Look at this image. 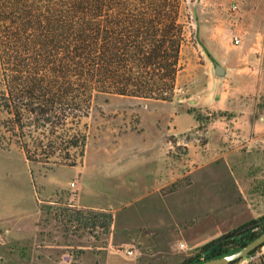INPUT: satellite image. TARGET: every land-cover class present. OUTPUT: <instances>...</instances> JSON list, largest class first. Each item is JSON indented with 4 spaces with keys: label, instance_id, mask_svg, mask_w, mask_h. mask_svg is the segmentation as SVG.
<instances>
[{
    "label": "rangeland",
    "instance_id": "374dc122",
    "mask_svg": "<svg viewBox=\"0 0 264 264\" xmlns=\"http://www.w3.org/2000/svg\"><path fill=\"white\" fill-rule=\"evenodd\" d=\"M235 3L239 4L238 0L183 1L181 19L185 23L187 36L181 52L183 68L188 63L193 69L200 63L207 62L213 66V62H218L229 73L233 64L242 61L243 47H233L235 37L241 39L234 31L241 17L240 7L233 10ZM182 95L184 99L183 92ZM193 100L185 99L182 106L179 105V110L196 109L207 120L201 121L196 127H190L184 133L167 135L166 138L173 145L170 154L175 160L176 175H182L168 190L174 191L176 195H182L184 191L186 197L191 192L195 196L199 193L200 196L203 193L205 195L203 189L193 187L198 179L188 171L195 169L196 164L191 163L198 162L191 161L202 153L219 157L228 152L229 157L222 156L211 166L223 170L228 167L235 172L237 187H232L231 191L233 195L238 191L236 196L239 203L237 206L233 203L231 207L223 208L221 218L219 210L206 207V203H198V208L191 197L189 205L182 207L181 203L175 204L176 211L183 212L182 221L175 220V223H181L172 227L159 223V205L163 203L153 191L147 192L135 180L136 184L122 185L124 176L135 177L143 160L148 162L144 164H148L145 169H153V153H145L144 150L153 148V143L157 144L154 141L160 138L161 132L155 126V118L164 111L163 108L165 111L172 108L174 104L170 101L96 93L91 112L82 119L80 125L81 130L88 135L82 163L75 166L56 165L53 168L26 160L24 152L12 140L11 133L2 126V121L8 119L10 114L0 110V141L13 142L9 148L3 147L0 142V182L14 183L20 207L16 219L28 218L36 209L38 200H41L42 210L36 237L18 242L9 240L6 244L0 242V264H108L110 261V264H117L126 249L134 251L130 264H181L195 255L201 245L252 220V211L253 219L264 217V138L258 136L264 134V121L261 119L264 118V90L259 98V112L248 118L252 127L249 128L248 123L242 127V121L238 127L228 122L225 128L214 126L218 129L214 137L210 134V123L218 121L220 114L224 113L227 120L234 114L220 110L209 114ZM249 101L252 105L253 101ZM142 118L145 132H135L140 129ZM184 119L182 126H191V119ZM69 127L70 132H75V126ZM209 141L210 148L206 145ZM186 143L190 144L193 157ZM79 175L87 182L83 197L86 202L115 208L113 213L116 224L114 227L113 222L109 232L101 227H88L85 219L80 221L70 216L78 209L84 210V215L89 216V207L75 206L72 200L78 190L71 187V183L78 184L79 188ZM70 187L72 190L65 189ZM141 212L145 216H141ZM127 219L131 222L128 227L130 233L126 232L130 235L129 244L114 245L110 241V233L112 229L117 231L115 241L127 238L126 233L121 234L127 228ZM134 222L136 225L150 224L157 232L147 227L137 228L132 224ZM254 225L256 227L252 231H260L264 228V219ZM180 243H185L186 248L181 249ZM67 254L70 255L68 260L65 259ZM237 264H264V246L254 256Z\"/></svg>",
    "mask_w": 264,
    "mask_h": 264
},
{
    "label": "trees",
    "instance_id": "16d2710c",
    "mask_svg": "<svg viewBox=\"0 0 264 264\" xmlns=\"http://www.w3.org/2000/svg\"><path fill=\"white\" fill-rule=\"evenodd\" d=\"M183 1L0 0V110L10 114L2 126L27 161L47 168L81 164L88 135L80 125L96 93L172 101L187 40ZM187 113L207 120L196 109ZM0 142L6 148L13 143ZM88 210L89 216L82 209L70 216L109 232L113 211ZM263 219L208 241L181 264L242 249L264 233L252 231Z\"/></svg>",
    "mask_w": 264,
    "mask_h": 264
},
{
    "label": "crops",
    "instance_id": "0c3cea01",
    "mask_svg": "<svg viewBox=\"0 0 264 264\" xmlns=\"http://www.w3.org/2000/svg\"><path fill=\"white\" fill-rule=\"evenodd\" d=\"M238 2L241 17L237 21L234 31L241 37L242 44L239 46L233 44V47L238 49L243 47L242 61H239L237 65L233 64L231 71L228 73L227 69L224 76L216 75L214 62L213 66L206 62L198 64L193 69H191L190 64L188 63V65L181 70L183 74L182 77L181 71L178 74L174 95L175 99L170 101V103L174 105L169 110L166 109L168 111H165L163 108L164 111H161L159 115H156L155 126H157L161 132L160 138L157 141H154L157 144L153 143V148L150 147V149L144 150L145 153H148V151L151 154L153 153V169H145L148 164H144L148 162H144L143 160L140 163V170L135 172V177H130V175L124 176L125 179L122 183L124 187L133 183L136 184V182H134L135 180L138 181V184L141 187H145L147 192L153 191V194L158 196V200L163 203H160L159 205V210L161 209L159 223L162 225L172 227L181 223H175V220L182 221L183 213L182 211L179 212V210L176 211V203H181L182 207H184L185 205H189L191 200H194L193 204L195 203L198 208V203H206V207L219 210L221 212V218L223 208L231 207L233 203L237 206L239 203L237 201L238 197L236 196L238 191H236L235 195H233V192L231 191L232 187H237L235 185V182H237L235 179V172L228 167L226 170H223L211 166L218 158L220 159L222 156L229 157L228 152L223 153L222 156L219 157H212V155L209 156L208 153H202L197 159L193 158L194 161H191L198 162L191 163L196 164L195 169L192 168L188 171L189 174H195L198 179L193 187L198 186L199 189H203L207 197L204 193L202 196H200V193L195 196L192 192L190 193V196L186 197L183 195V193H185L184 191H182V195H176L174 191L172 192L168 190L177 179L182 178V175H176L175 160L170 154V148H172L173 145L171 141H168L166 138L168 134L178 135L184 133L190 127H196L197 124L200 123L195 119L193 114H189L184 110H179V105L182 106L185 99H190L193 102L194 98L196 104L203 110H206L209 114L219 110L223 112H231L232 115L234 114L230 120L226 119L224 113L223 115L220 114V118H217L218 121L214 120V122L210 123V128H212L210 134L213 137L216 136L218 130L215 129L214 126H218L217 128L223 126V128H225V126L228 125V122H231L234 126L238 127L240 125L239 122L242 121L244 125L242 127L247 126V123L250 125L249 128L252 127L248 118H251L250 115H255L259 112V98L262 90H264L262 78L264 77V0H238ZM182 92L185 94L184 99L182 98ZM249 100L253 101L252 105ZM184 116L191 119V126H182L185 122ZM261 119L264 121L263 117H261ZM161 125H163V128H160ZM255 128L258 127L255 126ZM135 132H145L143 118L140 122V129H136ZM258 136L264 138V134ZM210 144L211 142L209 141L206 145L210 148ZM186 146H188L190 151L189 154L192 156L190 144L186 143ZM79 177V188L78 184L74 183L73 185V182L71 183V187H76L78 190L76 197L72 198L75 206L109 209L114 211L115 208L113 209L109 205H96L86 202L83 197L87 182L83 176L79 175ZM71 187L65 189L72 190ZM191 197L192 199L189 201ZM40 202L41 200L37 201L36 209L28 218L22 220L16 219L20 207L18 205L19 198L15 193L14 183L11 181L0 182V242H2V244H6L9 240L18 242L29 239L32 240L36 237L40 227L39 223L42 218ZM24 209L25 208H23V210ZM141 213V216H145L144 212ZM250 217L252 219L254 218L253 211ZM127 221L128 223L125 225L128 228L131 222L130 219H127ZM115 224L116 221L114 222V227ZM132 224L136 227H147L157 232L156 228H151L152 226H150V224L143 223V225H136L135 222ZM127 228L124 229V232L122 230L123 233L121 234L124 235L126 232L130 233L129 228ZM116 233L117 231L115 229L113 231L112 229L110 233V241L114 242V245L127 246L129 244L128 239L130 238V235L126 233L128 236L127 238L115 241ZM132 255H128L125 252L124 255H121L122 258H120L117 264H130L133 259ZM110 262H108V264H110Z\"/></svg>",
    "mask_w": 264,
    "mask_h": 264
},
{
    "label": "water",
    "instance_id": "95a60500",
    "mask_svg": "<svg viewBox=\"0 0 264 264\" xmlns=\"http://www.w3.org/2000/svg\"><path fill=\"white\" fill-rule=\"evenodd\" d=\"M214 70L216 75L218 76H224L226 74V68L224 65L218 62H214ZM264 243V233H262L258 238L247 244L245 247L242 249L235 251L234 253L218 257V258H213L210 260H207L203 262L202 264H228L229 262L240 259L250 253L252 250H254L256 247Z\"/></svg>",
    "mask_w": 264,
    "mask_h": 264
},
{
    "label": "built area",
    "instance_id": "2783aa9c",
    "mask_svg": "<svg viewBox=\"0 0 264 264\" xmlns=\"http://www.w3.org/2000/svg\"><path fill=\"white\" fill-rule=\"evenodd\" d=\"M238 9H239V5H238L237 3H235V4L233 5V10H238ZM241 41H242V40H241L239 37L236 36L235 39H234V44H236V45H240V44H241ZM73 185H74V183H73ZM180 248H181V249L186 248L185 243H180ZM125 252H126L128 255H132V254L134 253V251H133L132 249H126ZM65 259H66V260L70 259V255L67 254L66 257H65Z\"/></svg>",
    "mask_w": 264,
    "mask_h": 264
}]
</instances>
